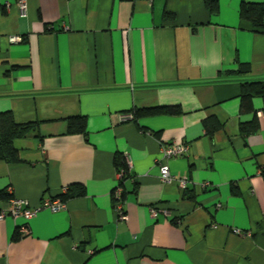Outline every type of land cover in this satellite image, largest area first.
I'll use <instances>...</instances> for the list:
<instances>
[{"label": "crops", "instance_id": "obj_1", "mask_svg": "<svg viewBox=\"0 0 264 264\" xmlns=\"http://www.w3.org/2000/svg\"><path fill=\"white\" fill-rule=\"evenodd\" d=\"M212 1L26 0L22 15L0 0V112L32 126L14 140L21 160H0V210L85 188L28 234L0 219V264H264V98L241 105L243 83L264 80V33L240 16L264 0ZM78 115L87 129L71 133ZM176 143L189 151L164 182L162 146Z\"/></svg>", "mask_w": 264, "mask_h": 264}, {"label": "trees", "instance_id": "obj_2", "mask_svg": "<svg viewBox=\"0 0 264 264\" xmlns=\"http://www.w3.org/2000/svg\"><path fill=\"white\" fill-rule=\"evenodd\" d=\"M209 7L214 8V1L206 0ZM171 16V14L167 13ZM240 16L242 19L251 23L252 28L256 32L264 33V2H243L240 7ZM241 67L237 73H242ZM255 96H261L264 98V80L255 82H244L241 95V105L244 111L253 110L252 100ZM167 111L172 114H178L182 112V109L178 105H173L166 108ZM142 111H136L134 114L138 116ZM69 131L71 133H84L87 129V121L85 116H72L69 118ZM205 126L210 133L218 127L214 120L207 119ZM260 123L258 120L252 122H244L241 124L240 129L244 134L255 133L259 130ZM32 126L30 124L18 123L11 111L0 112V160H6L8 162H18L21 160L20 152L14 145V140L20 137L26 136ZM116 165L118 168L124 167L125 163L123 157L118 155L116 157ZM130 174L129 170L126 171V175ZM125 175V176H126ZM264 175V169H263ZM85 194V188L82 184L75 183L70 186L65 193L61 196L64 200L68 198L80 196ZM3 196V195H2ZM7 196V195H6ZM19 236H22L18 232Z\"/></svg>", "mask_w": 264, "mask_h": 264}, {"label": "built area", "instance_id": "obj_3", "mask_svg": "<svg viewBox=\"0 0 264 264\" xmlns=\"http://www.w3.org/2000/svg\"><path fill=\"white\" fill-rule=\"evenodd\" d=\"M18 5L22 15H26V9H27L26 0H18ZM9 39L12 43H16L21 41L22 37L18 35H13ZM259 114L260 116H264V112H259ZM129 116L132 117V115ZM188 151H189V145L184 143H176L174 145L162 146L163 158L160 163V177L162 181L170 182L176 179V177L171 173L168 160L174 156H184L187 154ZM125 175H126L125 170H121L119 172L120 184H118V186L116 187V192H115L117 196H121L122 194L123 189L121 186V181H123ZM178 181L182 189L187 188L188 186L187 178L178 179ZM9 191L13 192L12 188H10ZM65 208H66V200H64L61 197L45 198L39 205L36 206H31L26 199L19 197H12L10 200L9 207L7 209L0 210V219H4L7 216H11L15 220L23 219V223L18 225L17 230L20 234L25 235L30 232L28 221L32 219L34 216H36L38 212L44 209H49L52 212H59L61 210H64ZM115 209L121 219L126 218V214L123 211L121 205L117 204ZM151 211H152V216L156 217L158 214L156 207L155 208L153 207ZM236 232L239 233L240 231L236 230Z\"/></svg>", "mask_w": 264, "mask_h": 264}]
</instances>
